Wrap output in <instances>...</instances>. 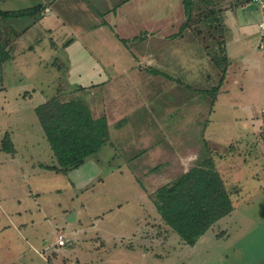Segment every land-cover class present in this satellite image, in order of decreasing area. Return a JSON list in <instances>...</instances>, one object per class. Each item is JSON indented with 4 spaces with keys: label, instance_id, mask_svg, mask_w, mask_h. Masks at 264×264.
Masks as SVG:
<instances>
[{
    "label": "crops",
    "instance_id": "0c3cea01",
    "mask_svg": "<svg viewBox=\"0 0 264 264\" xmlns=\"http://www.w3.org/2000/svg\"><path fill=\"white\" fill-rule=\"evenodd\" d=\"M55 1L0 0V13H7L0 15V55L7 58L0 61V235H9L8 228L26 234L27 251L20 249L16 255L19 257L33 253L46 264H99L101 257L96 250L102 247H98L93 238L97 232L89 227L92 223L87 226L80 217L84 204L78 195L85 187L79 179L71 178L73 168L64 171L52 168L58 163L44 135L36 107L52 96L57 97L52 94L60 87H83L71 78L80 76L81 57L78 55H84L89 58L94 72L105 76L100 83L98 78L82 83H88L92 92H99L103 97L109 135L103 144L108 147L106 162L112 159L118 143L128 163L146 160L143 157L146 152H139L135 157L131 154L137 145L141 146L137 150H142L147 142L146 133L136 136V132L147 127L136 125L131 115L138 107L151 103L153 99L147 102V98L153 96L149 86L154 83L168 86L175 95L183 93L189 99L180 102L169 93L172 98L166 101L169 106H163V110L186 111L189 102L192 109L193 98L201 97L202 103L204 99L206 103L213 100L214 106L228 94L238 99L229 100L227 105L245 114L238 119L246 121L260 116L264 113V7L254 0H192V6L186 11L183 0H104L106 20L88 11L80 25L71 28L63 17L55 14ZM38 6L40 9L33 13L21 17L11 15ZM82 25L89 27L79 29ZM181 25L183 28L179 29ZM127 38L130 41L126 44L120 41ZM74 48L78 53L73 52ZM222 57L226 59L222 62L223 79L214 61ZM178 76H199L200 80L219 76V81L208 89L194 87ZM126 92L131 94L133 103L124 107L128 98ZM150 113L149 119L155 123L163 140L150 139L147 143L153 147L148 151L158 149L167 158L160 172L156 171L157 180L180 176L195 164L191 143L187 142L183 131L192 128L191 115L175 116L167 125L152 108ZM3 141L9 149L3 147ZM260 172L264 175V170ZM58 183L70 192L67 208L54 197L62 190ZM75 203L76 207L72 205ZM234 211L235 205L231 216L228 214L216 221L192 246L159 247L149 255L144 249L146 238L142 222L139 228L118 239L129 243L119 249L132 250L140 254L142 260L151 258L154 264H239L240 260L229 258L241 256L236 248L241 236L236 240L237 236H230L229 231L220 237L214 232L223 227L221 225L227 229ZM46 223H50L53 239L45 236L42 228ZM58 234L64 235L62 246L56 244ZM169 235L171 243L180 240L174 232ZM100 240L104 241V247L108 246L105 239L100 237ZM7 243L5 246L9 248ZM110 247L116 248V243H110ZM78 251L92 252L95 257L85 261L76 255ZM133 262L134 259L125 264ZM136 263L139 264L138 259ZM4 264L16 263L10 260Z\"/></svg>",
    "mask_w": 264,
    "mask_h": 264
},
{
    "label": "rangeland",
    "instance_id": "374dc122",
    "mask_svg": "<svg viewBox=\"0 0 264 264\" xmlns=\"http://www.w3.org/2000/svg\"><path fill=\"white\" fill-rule=\"evenodd\" d=\"M97 1L100 3L95 4L94 0H56L54 12L56 15L63 17L64 22L67 25L69 24L71 28H77L86 18L88 11L94 12L101 16L103 20H106L105 15L107 13L104 0ZM86 8L88 10H85ZM83 26L85 25L80 26L79 29ZM88 27V25L85 26V28ZM182 28L181 25L179 29ZM127 39H120V41L126 44L130 41L129 38ZM73 52L78 53V50L74 48ZM79 57H81L78 67L80 76H72L71 80L77 81L78 84L81 83L83 87H80L79 90V87L66 85L67 87H60L52 95L57 94V97L63 101L71 99L81 101L87 106L93 117L103 116L106 121L102 95L99 92H92L88 83H82L89 78L94 80L98 78V83H100L105 76L103 74L98 76L94 72L93 66L89 64V58L84 55H78ZM151 73L155 74V70H152ZM161 74L166 78L168 77L166 74ZM179 77L194 87L208 89L215 87L219 81V76H208L204 80H200L199 76ZM180 81L183 82L182 80ZM149 87L153 89L150 90V94H153V96L148 97L147 102L151 99L153 100L145 106L138 107L136 112L131 115L136 125L147 127L146 130H141L140 133L136 132V136L140 137L142 133H146L147 142L150 139L154 141L163 140L160 136V131L155 128V123L149 119L152 114L150 113L151 108L158 118L160 116L163 117L162 121H165L167 125L174 120L175 116L179 118L185 113H190L192 128L183 131L186 133L185 139L191 143L192 154L195 156L193 159L194 163L198 164L207 158H212L213 169L220 174L233 206L235 205V211L232 215L233 219L231 218L228 221L227 229L224 227L225 225H221L223 227L214 229V232L216 236H219L226 235L229 231L230 236H237L236 240L241 236L236 248L242 254L239 258H232L231 256L229 259H232V261L240 260L239 264H264V175L260 172V169L264 170V113L255 118L251 117L246 121L241 118L238 119V117H245V114L237 107L230 108L227 105L229 100L237 101L238 99L235 96L229 97L228 94L214 106L211 104L213 100L206 103L204 99L202 103V97L199 99L193 98L191 102L193 105L192 109L189 102L186 111H184L185 109H178L174 113L168 109H162L163 106H169L166 102L172 98L169 93L173 95V99H180V102L185 100L188 102L187 95L185 96L183 93L175 95L174 91H171L168 86L163 84L154 83ZM126 96L128 98L125 99L124 107L133 103L129 92H126ZM209 98L214 99L211 96ZM120 105L122 104L120 103ZM155 122L159 124L157 118ZM111 125H114V123H111ZM108 137L107 133V139ZM130 139L132 142L134 141L133 135H131ZM147 142H144L146 145L143 146L142 150H137L141 148V146L137 145L135 151L131 153L135 157L139 152H142V154L146 152L143 155L146 160L128 163L122 153H120L122 148L118 143L114 147L117 151L113 152L112 159L110 158L107 163L108 147L102 145V149L97 154L88 156L84 164L73 168L71 171V178L79 179L82 187H85L84 191L78 195L79 201L84 204V207L80 210L81 221L87 226L92 223L89 227L95 229L97 234L100 235L94 234L93 237L98 247H102L96 250L97 256L101 257L99 264H115V262L125 264L133 259L135 260L134 264H137L136 259L139 260V264H154L151 258L142 260V256L132 250L119 249L122 246L127 247L129 243L127 240L119 241L118 239H122V236L128 231L139 228L142 222L146 238L144 249L149 255L152 254L151 251L157 250L159 247L184 244L181 240H178V244L170 242L169 234L173 233V231L160 218L154 202L155 199L157 200L156 190L165 182H171L172 179L178 176H169L163 181L157 180V172H160L159 168L167 158L158 149L153 152L148 151L149 148L153 147V144L150 146ZM177 149L179 150L178 147ZM124 155H127V153ZM151 173L154 174V177L151 176ZM176 173L178 174V172ZM58 176L62 180L63 178L67 180L62 175ZM62 186V183H58V188L62 190L56 192L54 197L61 205L64 204L66 206L70 192ZM75 199L77 200V196ZM72 205L76 207L77 203ZM59 212L63 213V211ZM50 214H52L51 211ZM49 225L50 223H46L41 228L45 231V236H50V239H53L54 236ZM8 229L7 234L9 235H0V264L8 263L10 260L15 261L16 264H46L33 253H31V256H16L20 249L27 251L25 248L27 246L25 240L27 236L23 233L18 234L17 231L11 228ZM100 237L105 239L108 246L104 247V241L100 240ZM112 242L116 243V248L110 247L112 252H109V246ZM6 243L9 248L5 246ZM231 248H233V245ZM69 249L71 248L69 247ZM76 255L83 257L85 261L89 260L90 257L91 259L95 257L92 252L88 254L83 251L76 252Z\"/></svg>",
    "mask_w": 264,
    "mask_h": 264
},
{
    "label": "trees",
    "instance_id": "16d2710c",
    "mask_svg": "<svg viewBox=\"0 0 264 264\" xmlns=\"http://www.w3.org/2000/svg\"><path fill=\"white\" fill-rule=\"evenodd\" d=\"M183 4L187 11L192 6V0H183ZM38 9L39 6L11 15L21 17ZM4 59L7 58L0 55V61ZM221 59L214 58V61L220 68L223 79L222 68L226 59ZM35 111L57 160L58 165L52 167L57 171L82 165L107 139L105 118L93 117L81 101H63L59 97H52L38 105ZM7 145L3 141V147L7 149ZM213 166L212 158H207L156 190V211L186 245H194L213 223L228 215L234 208L220 174Z\"/></svg>",
    "mask_w": 264,
    "mask_h": 264
},
{
    "label": "built area",
    "instance_id": "2783aa9c",
    "mask_svg": "<svg viewBox=\"0 0 264 264\" xmlns=\"http://www.w3.org/2000/svg\"><path fill=\"white\" fill-rule=\"evenodd\" d=\"M257 1L261 4L262 7H264V0H254ZM56 244L58 246H62L65 244V239H64V235L63 234H58L56 237Z\"/></svg>",
    "mask_w": 264,
    "mask_h": 264
}]
</instances>
